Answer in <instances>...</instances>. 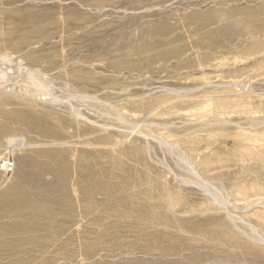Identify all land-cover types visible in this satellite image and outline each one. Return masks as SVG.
Returning <instances> with one entry per match:
<instances>
[{
  "label": "rangeland",
  "instance_id": "1",
  "mask_svg": "<svg viewBox=\"0 0 264 264\" xmlns=\"http://www.w3.org/2000/svg\"><path fill=\"white\" fill-rule=\"evenodd\" d=\"M2 71L0 264H264V0H0Z\"/></svg>",
  "mask_w": 264,
  "mask_h": 264
},
{
  "label": "bare ground",
  "instance_id": "2",
  "mask_svg": "<svg viewBox=\"0 0 264 264\" xmlns=\"http://www.w3.org/2000/svg\"><path fill=\"white\" fill-rule=\"evenodd\" d=\"M3 60V59H2ZM11 63V61L9 60V58L5 57L4 61L2 62V64L9 65ZM9 67V66H8ZM4 68V67H3ZM28 70L29 73H27L28 75H26V83L28 85V87H33V91L34 93H32L31 95L36 96V97H40L42 101H48V100H52V101H56L55 97L52 95L51 93V89H49V82L46 79V77L44 78V74L40 71V70H35V69H30L29 67H25V68H19V70H21V74L23 72V70ZM2 70V69H1ZM5 70V68H4ZM18 70V71H19ZM6 71V70H5ZM9 71V70H8ZM11 74V72H10ZM17 76V75H16ZM9 77V73L7 74L6 72H1L0 73V88L4 87V82L7 80V78ZM17 78V77H16ZM20 80V79H19ZM19 82V81H18ZM17 83V82H16ZM9 86V85H8ZM7 87V86H6ZM51 88V87H50ZM53 90V89H52ZM55 95V94H54ZM32 97V96H31ZM35 97V98H36ZM89 97V96H88ZM87 97V98H88ZM50 98V99H49ZM84 98V96H83ZM86 98V97H85ZM86 98V99H87ZM39 100V99H38ZM56 103V102H54ZM72 112H75L74 109H72ZM26 147V141L24 139H15V138H11L8 141V148L10 150L16 149V148H25ZM84 187L82 188V191H84L85 193H89V192H95L94 187L93 186H86L83 185ZM72 189V188H71ZM227 203V202H226ZM226 203H220V205L218 206L221 210H224L227 213H229V210L227 208V204ZM228 215V214H227ZM233 216V215H232ZM231 217V216H230ZM252 229V228H251ZM254 231V230H253ZM255 232V231H254ZM256 235V232H255ZM87 237L84 236V240L82 241V245L81 250H80V255L84 257V260H91L94 257L98 256L102 251H104L105 249L101 250L100 246L96 245L98 244V240L96 241H87L85 240ZM39 241V240H37ZM48 244H51L50 241H48ZM168 249H164L162 251V255H166L167 254ZM128 250H125V253H128ZM77 253V252H76ZM75 253V255H76ZM78 254V253H77ZM102 256V255H100ZM101 262H98L97 264H100Z\"/></svg>",
  "mask_w": 264,
  "mask_h": 264
},
{
  "label": "built area",
  "instance_id": "3",
  "mask_svg": "<svg viewBox=\"0 0 264 264\" xmlns=\"http://www.w3.org/2000/svg\"><path fill=\"white\" fill-rule=\"evenodd\" d=\"M7 162V161H6ZM5 161L4 162H2V167H1V169H2V171L5 173V174H10L11 172V170H12V168H14V163L12 162V161H10L9 160V162H7L6 163ZM10 172V173H9Z\"/></svg>",
  "mask_w": 264,
  "mask_h": 264
}]
</instances>
